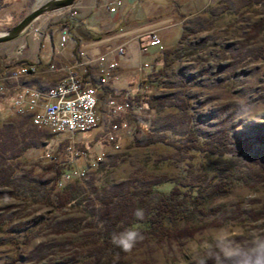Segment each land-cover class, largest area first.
Instances as JSON below:
<instances>
[{"label":"rangeland","instance_id":"1","mask_svg":"<svg viewBox=\"0 0 264 264\" xmlns=\"http://www.w3.org/2000/svg\"><path fill=\"white\" fill-rule=\"evenodd\" d=\"M47 1L0 0V35L16 27L22 18ZM109 1L110 4L115 2ZM137 1L141 6L134 13L130 8L124 10L127 0H117L118 4L114 6L120 11L118 15L128 18L133 24L128 23L124 29L118 28L110 36H105L111 41L103 47L116 48L127 43V55L119 60L122 75L115 89L126 100L136 88L155 96L181 91L191 100L189 117L171 110L161 115L147 109L138 112V107L131 104L133 111L139 114L116 119L119 127L116 143L105 142L102 135L95 138L98 133L96 130L81 134L76 139V148L79 151V147H84L85 152L80 150L83 154L75 158L74 151L69 149L63 137L37 131L30 127L28 118H16L11 111L10 93L0 98V136L9 135L20 142L6 156L17 175L47 183L54 177L51 171L54 162H70L76 171L89 169V165L95 164L89 171L90 181L83 185L77 184L78 198L82 199V206L88 207V210L98 207L99 198L114 195L122 185L126 191L180 175L193 179L196 166L214 161L195 152L179 154L163 142L143 146L147 137L165 138L173 143L186 139L185 130L189 129L192 122L190 118L197 117L199 128L205 133L215 132L223 122L228 121L232 134L241 139L255 141L256 137L264 136V60L256 56L260 49H264V31L259 35L256 28L264 15L246 10L242 7L244 0ZM175 2L181 4L180 11L190 16L183 18L178 15ZM76 3L57 13L40 16L15 41L1 44L0 67H12L16 61L24 59L25 48L21 46L31 32L37 29L41 34L59 32L66 25V20L74 19ZM145 24L151 29L147 27L137 34L133 33L135 27ZM190 29H195V33L181 42L183 31ZM152 31H156L155 35L162 40L163 52L150 45L149 34ZM70 41L74 43L72 36ZM46 42L49 43V39ZM169 49L182 56L172 64L173 67L163 75L162 80L175 84L184 82L185 85L177 89L138 88L140 79L151 74L154 61L162 59L164 52ZM144 64L149 65V68H145ZM161 64L162 60L156 62L158 67ZM26 84L36 83L27 80ZM7 109L8 114H2ZM25 143H31L34 148L23 151ZM253 150L254 155H264V143H257ZM99 157L103 160L100 161ZM245 160H234L240 171L248 168ZM60 183L59 189L68 184ZM106 187H109V191L105 190ZM236 202H241L245 210H259L264 202V185L254 189L237 186L227 198L215 201L214 207L224 206L232 211L236 208ZM3 213L7 217L17 214V219L0 232V264L13 259L15 264H65L81 251L87 234L91 232L85 229L76 234H61L66 221L87 215V212L73 205L63 209L48 207L44 203L28 206L13 197L2 195L0 214ZM221 221L223 226L208 228L183 244L174 240H166L161 244L151 242L142 250L125 256L120 264H184L190 260H203L219 251L215 246L218 237L227 235L242 247H249L251 234L262 233L264 228L263 221L253 225L234 220L225 222L223 217ZM222 229L225 231L221 232Z\"/></svg>","mask_w":264,"mask_h":264},{"label":"trees","instance_id":"2","mask_svg":"<svg viewBox=\"0 0 264 264\" xmlns=\"http://www.w3.org/2000/svg\"><path fill=\"white\" fill-rule=\"evenodd\" d=\"M175 3L178 15L183 18L190 16V14L179 10L181 4ZM242 7L264 15V11H262L264 0H244ZM65 24L70 28V36L76 41V49L81 41H97L103 35L116 31L99 32L78 19L66 20ZM256 28L259 35L264 31V18ZM193 33H195V29L184 30L180 37L181 42ZM181 56V53L175 50H166L162 59L157 58L154 61L151 74L140 79L138 88L177 89L183 87L184 82L175 84L162 80L163 75L173 67L172 64L177 62ZM256 56L258 59L264 60V49H260ZM160 60H162V66L158 67L156 62ZM28 64L31 63L19 60L14 63V66H28ZM84 82H89L86 75ZM15 92L11 93V99L16 94ZM132 92L130 98L127 99L130 105L144 107L152 113L160 115L167 110L187 117L190 115L191 100L181 91L162 96L147 94L137 88ZM7 112L8 109L2 114H8ZM190 120L192 121L191 125L188 130H185L186 139L173 143L165 138L147 137V142H144L143 146L147 147L163 142L179 154L186 153L188 155L195 152L213 158L214 161L203 162L199 167L196 166L193 179L180 175L126 191L122 185L114 195L104 199L99 198L98 207H92L89 210L88 207L82 206V199L78 198L79 186L77 184L83 185L85 182H89L90 178L83 183L75 181L61 189L58 188L59 183L65 179L66 175L75 172V166L72 163L54 162L51 166L54 177L47 183L36 182L29 176L19 177L16 169L7 161L6 156L10 151L15 150L20 142L10 138L9 135L7 137L0 136V197L2 195L13 197L28 206L44 203L48 207L63 209V207L73 205L75 208L79 207L81 211L87 212L90 219L87 215H83L75 220L70 219L62 225L61 234L69 232L76 234L85 229L91 230L90 234H87L85 245L81 251L65 264H120L125 256L142 250L151 242L161 244L166 240H174L183 244L208 228L223 226L222 217L225 222L234 220L238 223L251 225L263 221L264 226V202L259 210H245L242 208L241 202H236V208L232 211L224 206L214 207L215 201L227 198L237 186L243 185L254 189L259 185H264V155H254L253 153L257 143H264V136L256 137L255 141L249 138L241 139V137L232 134L231 123L228 121L223 122L215 132L205 133L199 128L197 117L190 118ZM137 145L140 146L141 143L140 145L137 143ZM33 148L34 145L31 143H25L22 150L27 151ZM84 149V147H79V150L83 152H85ZM238 158L246 159L248 166L246 170L240 171L234 163V160ZM108 188L106 187L105 190L109 191ZM5 190L8 192H3ZM138 208L144 211L142 220H137L133 215ZM16 216L17 214L9 215V217L5 213L0 214V232L10 226L17 219ZM211 218L212 220H210ZM95 221L97 224H94ZM130 227L138 229L144 239L132 251L125 253L112 243L111 237L113 233H119ZM262 230L261 234H264V228ZM221 260L223 264H230L229 261ZM3 264H15V259ZM184 264H217L216 253L213 252L203 260H190Z\"/></svg>","mask_w":264,"mask_h":264},{"label":"built area","instance_id":"3","mask_svg":"<svg viewBox=\"0 0 264 264\" xmlns=\"http://www.w3.org/2000/svg\"><path fill=\"white\" fill-rule=\"evenodd\" d=\"M116 12L115 7L110 9ZM69 26L64 25L59 30V44L55 48L57 54H62L70 43ZM37 32L38 29L36 30ZM152 31L151 46L163 52L162 40ZM48 37L54 41V35ZM116 48L107 46V52L95 59L86 60L82 65L64 66L57 65L53 57L48 69H39L33 64L16 65L12 67H0V87L2 95L20 90V93L12 97V113L16 118L29 119L30 126L37 131L49 133L50 136L63 137L69 144V149L74 151V157L83 154L77 151V137L87 132L96 130L95 138L102 135V139L108 143H116L118 138V125L116 119L128 115L136 116L145 111L144 107H138L134 112L132 105L124 98L113 85L120 80V57L127 55L125 46ZM58 57V56H56ZM145 68L149 65L144 64ZM90 68L93 70L90 71ZM96 68V69H95ZM143 70V67L141 68ZM62 72L64 77L58 79L54 85L31 86L25 85L27 80H37L41 75L49 72ZM89 82H84V76ZM102 161V157L98 158ZM95 164L89 169L75 170L73 174L66 175L62 182L83 183L90 178V172ZM61 184V183H60Z\"/></svg>","mask_w":264,"mask_h":264},{"label":"crops","instance_id":"4","mask_svg":"<svg viewBox=\"0 0 264 264\" xmlns=\"http://www.w3.org/2000/svg\"><path fill=\"white\" fill-rule=\"evenodd\" d=\"M117 4V0H115V2H112V4H110L109 0H87L85 2L81 0L80 2L76 3L77 10L73 14L75 16L74 19L81 20L82 22L88 24L99 32L107 33L111 32V30L117 31L118 28L124 29L128 23L133 24V22H131V20L126 17H120L118 15L120 11L116 8V12L110 11V9ZM140 6V2H138L137 0H127V5L125 6L124 10L126 8H130L135 13L136 11H138V9H140ZM147 27L148 26L146 24L140 25L138 26V28L135 27L133 33L137 34ZM113 33L114 32L103 35L101 40L99 39L97 41H81V43L78 44L77 49L76 41L72 38L74 43L72 44V41H70V43L67 44L65 48L66 50L62 52V54H57L55 48H58L59 44L60 35L58 31H51L49 33V35H54V41H52L51 37L49 38L45 33L41 34V32L37 31L31 32L28 38H26V42L24 44L25 46H21L25 48V57L21 60L37 66L40 70L43 68L48 69L52 63L53 57L55 58V62L57 65H64L67 67L72 65H82L87 59H95L97 56L105 53L107 47H103V45L110 43L111 41H109L108 38H105V36H110ZM48 39L50 41L49 43L46 42ZM91 70L92 69L90 68V71ZM121 75L122 72L120 70L119 78ZM63 77L64 73L62 72H49L41 75V77L37 80H34V82L36 83L35 85H29L39 87L54 85L56 81H58V79H61ZM115 84L113 85L114 89L116 86ZM15 93L16 94L13 96V98L20 93V90H17Z\"/></svg>","mask_w":264,"mask_h":264},{"label":"clouds","instance_id":"5","mask_svg":"<svg viewBox=\"0 0 264 264\" xmlns=\"http://www.w3.org/2000/svg\"><path fill=\"white\" fill-rule=\"evenodd\" d=\"M133 215L137 220H142L144 211L138 208ZM220 231L224 232L225 230ZM251 237L250 246L247 248H243L227 235L218 237L215 243L216 248L219 250L216 253L217 264H223L221 255L230 264H264V234L253 232ZM143 239V234L135 227L113 233L111 237L112 243L125 253L132 251Z\"/></svg>","mask_w":264,"mask_h":264},{"label":"water","instance_id":"6","mask_svg":"<svg viewBox=\"0 0 264 264\" xmlns=\"http://www.w3.org/2000/svg\"><path fill=\"white\" fill-rule=\"evenodd\" d=\"M78 0H49L43 5L41 4L38 8L34 9L30 15H26L21 21L16 25V27L10 28L7 32L0 35V45L3 43L15 41L18 37L22 35L29 29V27L40 17L45 14L54 13L57 11L70 8Z\"/></svg>","mask_w":264,"mask_h":264}]
</instances>
